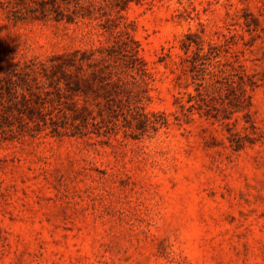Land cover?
I'll return each mask as SVG.
<instances>
[{
    "label": "rangeland",
    "instance_id": "1",
    "mask_svg": "<svg viewBox=\"0 0 264 264\" xmlns=\"http://www.w3.org/2000/svg\"><path fill=\"white\" fill-rule=\"evenodd\" d=\"M4 1L0 75L119 34L148 72L144 111L168 124L137 138L0 131V264H264V0L131 1L74 23L13 21ZM253 18L257 32L243 25ZM226 28L238 34L231 48L245 84L230 123L252 140L237 151L223 124L195 111L174 118L176 98L193 92L181 40L195 33L205 47Z\"/></svg>",
    "mask_w": 264,
    "mask_h": 264
},
{
    "label": "trees",
    "instance_id": "2",
    "mask_svg": "<svg viewBox=\"0 0 264 264\" xmlns=\"http://www.w3.org/2000/svg\"><path fill=\"white\" fill-rule=\"evenodd\" d=\"M131 1L143 0H5L2 4L13 21L50 17L55 22L74 23L82 19L100 21L108 13L124 10ZM113 22L107 17L104 23ZM243 25L247 31L260 29L255 18L244 20ZM237 36L226 28L225 33L218 32L216 42L209 40L203 47L197 34L184 35L180 65L189 73L193 92H185V99L176 98L180 117L174 116L177 121L188 119L195 111L200 117L223 124L234 151L244 141L252 143L247 134L233 129L230 123L231 116L244 106L242 64L238 51L231 48ZM221 51L230 56L217 59ZM147 76L136 47L119 34L108 47L16 64L0 75V131L9 133L3 139L16 137L11 124H18L17 133L25 131L31 136L105 137L121 131L137 138L149 130L156 131L168 123L164 113L144 111ZM255 83L249 80L247 85Z\"/></svg>",
    "mask_w": 264,
    "mask_h": 264
}]
</instances>
